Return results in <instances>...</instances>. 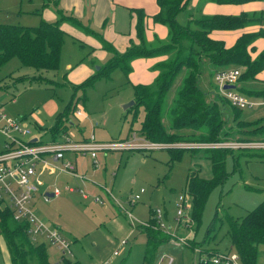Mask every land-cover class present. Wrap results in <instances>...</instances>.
I'll return each instance as SVG.
<instances>
[{"label":"rangeland","instance_id":"rangeland-1","mask_svg":"<svg viewBox=\"0 0 264 264\" xmlns=\"http://www.w3.org/2000/svg\"><path fill=\"white\" fill-rule=\"evenodd\" d=\"M193 3L192 0L178 14L182 23H188L191 17L201 15L198 10L203 6L202 2L199 1L194 7ZM35 4L36 0H0V21L37 25L41 19L32 13L36 10ZM124 11L118 16V22L128 32V37L132 35V40L137 42L134 34L135 18L126 12L128 10ZM165 27L160 24L154 31L165 37ZM152 30L149 29L151 34ZM94 38L96 43L77 30H67L57 69L38 70L24 65L17 56L0 68V105L12 117H27L33 127V132L27 138L39 133L38 129L55 127L59 112L66 110L74 101L68 114V120L72 121L68 128L74 136L83 137L95 133L100 140H118L132 139L136 134L140 140H145L140 128L145 115L144 106L140 105L138 109L133 104L127 110L125 105L135 100L136 82L152 81L156 59H134L131 76L118 67L108 75H99L86 88L77 87V84L91 75H97L100 66L105 65L111 55L108 50L103 55L104 49L99 46L101 41ZM35 74H41L42 78H34ZM182 76L184 73L179 75L170 88L169 101L176 96ZM210 80L215 88L214 78ZM209 98L214 99V93ZM227 107L234 108L229 102ZM79 109L83 111L82 115L76 113ZM238 109L241 118L251 121L261 117L264 121V105ZM165 122L167 125L171 123L168 114H165ZM230 122H233V116ZM193 131L186 129L184 133L190 134ZM44 136L49 139L51 134ZM239 136L232 134L230 138L238 139ZM3 139L0 133V151ZM182 142L186 144L191 140L185 139ZM195 149H185L182 157L176 160L172 159L167 146L106 150L100 151L95 158L81 156L78 166L86 172L88 179H80L86 182L79 187H83L90 197L87 199L81 192L64 190L61 195L45 200L40 192L35 198V206L43 216L62 228L71 240L72 253L68 258L78 260L81 264H167L168 257L173 258L172 264H198L199 252L196 248L200 252L236 250L228 233L230 216L240 219L264 199V148H238L229 152L225 164L226 174L222 178L216 177L212 161L204 155L205 148ZM195 168H198L203 178L213 183L200 222L193 217V197L187 192L188 174ZM64 182L63 179L54 184L64 189ZM104 186L133 210L134 220L120 209L114 199L103 196L106 199L104 203L94 200L97 194L106 195ZM141 188H145L141 199L131 205L129 200L132 193ZM181 193H187L191 205L186 210L187 217L183 218V223L176 216ZM158 209H162L165 214L166 226L162 229L175 238L177 243L171 238L151 260H147L144 257L146 227L136 220L148 221L152 212ZM187 219H192L191 227L185 224ZM211 225L214 227L209 232ZM180 238L188 239L186 243L194 245L195 249L190 244L179 243ZM124 239L126 243L121 242ZM45 243L52 264L58 261L66 264L57 246L49 240H45ZM116 250H119L118 255H114ZM163 254L168 257L161 259ZM258 262L264 264V244L260 245ZM0 264H11L10 248L2 234Z\"/></svg>","mask_w":264,"mask_h":264},{"label":"trees","instance_id":"trees-1","mask_svg":"<svg viewBox=\"0 0 264 264\" xmlns=\"http://www.w3.org/2000/svg\"><path fill=\"white\" fill-rule=\"evenodd\" d=\"M190 1L157 0L160 9L153 15L148 14L142 7L135 8L139 41L132 40L124 51L118 50L101 32L84 24L75 15L62 13L57 20L43 19L37 25L0 21V68L17 56L24 65L38 70L57 69L61 62L66 34L62 23L68 21L98 38L103 48L111 54L108 62L100 66L97 75H91L77 84V87L86 88L92 85L99 75H108L118 67L122 68L126 75L131 76L134 59L139 57L156 59L152 81L135 83L136 97L133 107L139 109V106L143 105L145 108L140 128L148 140L169 144L185 139L219 141L230 139L232 134H239L238 139H264L263 119L258 117L250 121L241 118L238 107L229 109L227 107L229 100L220 93L216 82L214 88V83L210 80L219 69L241 67L242 74L236 87L254 98H264V84H261V80H264V48L258 50V43L264 39V11L243 10L234 14L201 13L200 16L191 17L188 23H182L178 19V14ZM211 1L243 3L251 0ZM151 17L155 28L160 24L166 26L165 37L158 31H153L152 38L148 36L150 29L148 22ZM225 30L240 31L232 44H228L225 38L214 35L216 31ZM182 73L184 76L181 77L182 82L177 94L169 101L170 88ZM34 78L40 79L42 75L35 74ZM211 93H214V99L209 98ZM73 104L74 101L66 110L59 112L55 127L50 128L54 134L62 129H68L72 124L68 120V114ZM135 113L137 114V111ZM165 114H168L171 120L169 125L165 122ZM232 116L233 122H230ZM186 129L194 131L186 134L184 133ZM186 135H189V138L185 137ZM167 147L173 160L181 158L185 149H191L176 145ZM203 150L204 155L213 163L216 177L225 176L226 157L234 149L210 147ZM212 185L211 180L200 175L198 168L190 170L187 192L193 197V217L197 222L201 221ZM213 227L211 225L208 231L210 232ZM146 231L148 234L146 258L152 259L164 242L170 241L173 237L161 228L148 226ZM228 233L244 264H260L259 250L260 245L264 244V199L242 218L230 216ZM0 234L9 245L11 264H52L46 243L34 241L27 230V223L16 220L12 210L7 207H0ZM191 246L195 249L194 245ZM218 250L202 251L201 254L206 253L204 254L206 258L200 260L199 255L198 264H213L211 258ZM65 263L81 264L68 257L65 258Z\"/></svg>","mask_w":264,"mask_h":264},{"label":"built area","instance_id":"built-area-1","mask_svg":"<svg viewBox=\"0 0 264 264\" xmlns=\"http://www.w3.org/2000/svg\"><path fill=\"white\" fill-rule=\"evenodd\" d=\"M242 74L241 67H228L219 69L214 75L215 82L220 93L229 100L235 107H253L255 105H264V98L256 99L246 93L240 91L236 86ZM227 85H236L235 87H227ZM78 115H82L81 109L76 110ZM39 133L31 135L33 127L27 120V117H12L0 105V133L4 136L3 148L0 151V205L3 208H10L16 220L27 223V230L31 238L36 242L46 240L54 243L62 252V258L68 257L72 253L71 240L64 234L59 226L50 224L39 213L35 206L36 196L42 192L46 199H50L49 192L58 196L62 193V188L53 185L52 190L48 191L45 185V176L52 174H68L77 179L86 180V173L81 171L78 166L76 155H90L95 158L100 151L115 149H134V148H155L169 145L180 144L186 148H264V139H224L219 141H191L186 144L180 143H162L139 139L135 134L133 138L118 140H100L95 133L89 136L76 137L68 129H62L53 133L51 129L45 127L39 130ZM45 134H51L49 139L45 138ZM33 139H36L35 141ZM184 144V145H183ZM65 188L69 191L79 190L84 197L89 194L83 189L72 183H67ZM104 191L108 197L114 199L120 209L124 210L134 220L133 210L124 205L117 198L111 189L106 186ZM145 188L132 193L130 204L134 205L141 199ZM187 193H181L178 198L176 216L180 223L183 218L187 217V209L191 206L187 200ZM95 200L105 202L103 195H95ZM152 219L142 221L137 218L143 226H151L153 228H161L166 226L165 214L162 209L152 212ZM134 223V222H133ZM185 224L192 226V219H187ZM174 242L175 241V238ZM188 239H179V243H186ZM126 243L127 240H122ZM177 243V242H176ZM200 260H205L204 253L201 254L198 248ZM114 254H119L116 250ZM168 257L163 254L161 259ZM173 258L168 257L167 264H172ZM213 264H244L238 250L215 252L211 258ZM57 264H61L60 261Z\"/></svg>","mask_w":264,"mask_h":264},{"label":"crops","instance_id":"crops-1","mask_svg":"<svg viewBox=\"0 0 264 264\" xmlns=\"http://www.w3.org/2000/svg\"><path fill=\"white\" fill-rule=\"evenodd\" d=\"M31 1H35V0H31ZM36 1H37V4H35L36 8H34L36 10H33L32 13L40 16L41 20L46 19V20L54 21V20L59 19L62 13L67 14V15H75L84 24L101 32L120 51H124L127 49V47L130 45L132 41V35L130 34L131 37H128L129 36L128 32H126L125 28H123V25L118 22V19H119L118 16L122 15L123 12H125L124 11L125 9L128 10L126 11L128 14L133 15V17L135 18L134 34H136L137 36V30H136L137 16H136L135 8L142 7L150 15L157 13L160 9V6L157 0H36ZM193 1H194L193 7L199 1L202 2L203 6L201 7L200 10H198V12H201L204 14L205 13L206 14H214V13L234 14V13H239L243 10H246V11L263 10L264 11V0H251V1L243 2V3H218L215 1H211V0H193ZM190 3H192V0L190 1ZM190 3L188 5H190ZM148 23H149L150 29H153L152 34L148 31V36L152 38L153 31L156 29L155 28L156 25L154 24L152 17L149 19ZM25 24H28V23H25ZM62 27L66 31L67 30H77L84 36H87L88 38H90L91 41L95 42L94 35H91L88 32L82 30L81 28L74 26L72 23L68 21H64L62 23ZM161 29H163V27H161ZM164 30L166 32V28ZM239 32L240 31L238 30L216 31L214 32V35L220 38H225L228 44H232L236 40ZM138 41H139V38L137 36V42ZM99 46L103 48L102 43H100ZM263 48H264V39H262L258 43V50H261ZM102 52H103V55L107 54L106 49H104V51ZM81 156L88 157L90 155H86V156L76 155L77 161H79V157ZM79 169L81 170L80 167ZM44 178H45L46 189H49L48 191L52 190V187H53L52 185H55L54 183L58 182V180L64 179L65 180L64 184L72 183L77 186L79 185L82 186L83 185L82 183L86 182V181H82L80 179H77L65 173L46 175ZM65 186H64V189H62V193L64 190L69 191L65 188ZM76 191L80 192L79 190L69 191V192H76ZM42 195L45 200H50V199H46L43 193ZM103 196L105 198L111 199L108 197L109 195H107V193L106 195H103ZM89 197L90 196L84 197V198L88 199ZM41 216L50 224H55L59 226L58 224L47 219L42 214ZM59 228L64 233V231L62 230L60 226ZM146 236L147 238H146L145 251H144L145 259H147L146 250H147V244H148V234ZM45 240L46 238H44L43 241L41 242H45ZM166 243L167 242H164V244ZM162 246L157 250V252L162 248ZM147 260H151V259H147ZM73 261H76V260H73Z\"/></svg>","mask_w":264,"mask_h":264},{"label":"water","instance_id":"water-1","mask_svg":"<svg viewBox=\"0 0 264 264\" xmlns=\"http://www.w3.org/2000/svg\"><path fill=\"white\" fill-rule=\"evenodd\" d=\"M235 86H236V85H227V87H235ZM134 103H135V100H132V101H130L129 103H127V104L125 105L126 109H127L128 107L132 106ZM71 123H72V121H71ZM33 140L35 141L36 139H33ZM49 194H50L51 196H54V193H52V192H49Z\"/></svg>","mask_w":264,"mask_h":264}]
</instances>
